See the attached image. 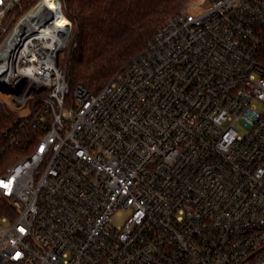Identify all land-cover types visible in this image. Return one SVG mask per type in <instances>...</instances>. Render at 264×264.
<instances>
[{"label": "built area", "instance_id": "1", "mask_svg": "<svg viewBox=\"0 0 264 264\" xmlns=\"http://www.w3.org/2000/svg\"><path fill=\"white\" fill-rule=\"evenodd\" d=\"M0 31V264H264V0H189L98 93L65 0Z\"/></svg>", "mask_w": 264, "mask_h": 264}, {"label": "trees", "instance_id": "2", "mask_svg": "<svg viewBox=\"0 0 264 264\" xmlns=\"http://www.w3.org/2000/svg\"><path fill=\"white\" fill-rule=\"evenodd\" d=\"M73 24L67 83L100 92L147 48L151 37L189 0H65ZM1 36V31H0ZM17 114L0 104V142ZM7 141V140H6ZM8 142V141H7ZM8 162L23 151L7 150Z\"/></svg>", "mask_w": 264, "mask_h": 264}, {"label": "rangeland", "instance_id": "3", "mask_svg": "<svg viewBox=\"0 0 264 264\" xmlns=\"http://www.w3.org/2000/svg\"><path fill=\"white\" fill-rule=\"evenodd\" d=\"M25 113L28 114L29 112L25 111ZM236 129L238 130V132H240V134H243L245 132V130L240 126H237ZM128 216H129V213L126 210L123 211L121 214L115 215V218L113 220L114 225L117 227H120L124 223V221L127 219Z\"/></svg>", "mask_w": 264, "mask_h": 264}, {"label": "bare ground", "instance_id": "4", "mask_svg": "<svg viewBox=\"0 0 264 264\" xmlns=\"http://www.w3.org/2000/svg\"><path fill=\"white\" fill-rule=\"evenodd\" d=\"M49 3V2H48ZM51 3V7H54L52 6L54 4V2H50ZM46 4V3H45ZM60 21V20H59ZM32 30L33 32H37L38 30H40L42 28V23L40 24H37V21L34 19L32 20Z\"/></svg>", "mask_w": 264, "mask_h": 264}, {"label": "water", "instance_id": "5", "mask_svg": "<svg viewBox=\"0 0 264 264\" xmlns=\"http://www.w3.org/2000/svg\"><path fill=\"white\" fill-rule=\"evenodd\" d=\"M9 64L5 62L4 64H0V77L5 75L8 72Z\"/></svg>", "mask_w": 264, "mask_h": 264}]
</instances>
